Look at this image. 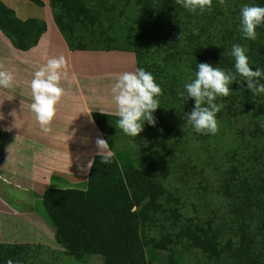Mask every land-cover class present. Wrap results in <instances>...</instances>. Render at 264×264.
Listing matches in <instances>:
<instances>
[{
    "label": "trees",
    "instance_id": "1",
    "mask_svg": "<svg viewBox=\"0 0 264 264\" xmlns=\"http://www.w3.org/2000/svg\"><path fill=\"white\" fill-rule=\"evenodd\" d=\"M43 7L41 0H28ZM264 7V0H249ZM54 21L71 51H122L135 55L136 69L151 73L163 94L153 116L137 136V153L144 168L115 151L124 132L119 117L94 113L96 126L114 150L112 162L95 155L86 190L47 189L43 207L55 229L61 254L76 264L98 258L100 264H180L178 255L192 252L208 259L197 264H264V161L254 158L247 167L231 166L220 183L219 194L232 206L237 240L223 243L225 232L210 222L185 217L182 200L162 181V163L179 150L186 131L184 117L194 106L178 96L189 74L200 63H209L235 74L234 58L224 56L215 44L194 33L175 0H50ZM47 31L44 21L21 20L0 0V32L21 51L36 47ZM183 32L182 39L180 36ZM247 53L250 66L264 69V24L256 29ZM229 87L233 98L253 117L264 114L262 94L253 95L239 74ZM260 83H264L261 78ZM218 96L216 103L220 104ZM225 98V97H224ZM222 98V99H224ZM221 129L228 127L217 113ZM261 238V240L259 239ZM38 247L0 243V264L39 262ZM164 254L162 263L148 253Z\"/></svg>",
    "mask_w": 264,
    "mask_h": 264
},
{
    "label": "crops",
    "instance_id": "2",
    "mask_svg": "<svg viewBox=\"0 0 264 264\" xmlns=\"http://www.w3.org/2000/svg\"><path fill=\"white\" fill-rule=\"evenodd\" d=\"M41 1L44 6H37L34 14L26 17L18 11L17 3L21 4V0H10V5L3 1L21 20L36 18L47 25L38 45L29 51L16 49L0 33L1 41L9 44L21 64L8 70L16 78L11 87L15 94L8 92L6 110L0 107V140L6 141L0 143V221L6 220L15 231L17 224L22 229L31 221L28 217L34 195L38 197V203L33 202L36 207L43 205L42 197L47 189H87L90 170L81 171V168H87L94 159L97 138L104 139L92 114L118 117L111 88L120 74L136 71L135 55L130 52L71 51L54 21L50 0ZM59 55L67 60V74L61 81L65 95L56 106V115L48 126L50 130L45 132L30 108V85L34 72L47 58ZM110 151L114 153L111 148ZM10 204L16 208H10ZM39 212L43 218L45 211ZM41 222L45 225L46 219ZM47 229L52 233L51 228ZM37 233L0 237V243L22 245L33 238L37 243L52 244L41 235V229Z\"/></svg>",
    "mask_w": 264,
    "mask_h": 264
},
{
    "label": "rangeland",
    "instance_id": "3",
    "mask_svg": "<svg viewBox=\"0 0 264 264\" xmlns=\"http://www.w3.org/2000/svg\"><path fill=\"white\" fill-rule=\"evenodd\" d=\"M10 5V0H3ZM22 2L24 4H22ZM4 3V4H5ZM18 4L20 16H31L36 5L28 0H21ZM249 5V0H212V7L205 8L203 11L197 9L190 11L181 8L184 22L191 25L189 30L194 33L205 31L202 38L215 44L222 53L230 50L232 45L240 44L246 49V55L250 50L251 40L243 36L241 31V8ZM9 7V6H8ZM1 36L6 37L2 32ZM0 36V70H11V68L21 67L19 61L12 54V50L5 41H1ZM195 74L191 72L184 84L192 82ZM14 92L13 88L0 87V107L6 110L5 100L7 94ZM15 94V92H14ZM262 102L264 104V93ZM221 96L218 100L223 104L221 109L222 117L228 124L223 130L218 125L216 134H201L190 127L182 140L179 142V150L176 156L169 161L162 163L161 172L162 181L182 200V207L185 217L197 222H212L214 226L224 230L223 243L228 240H237L238 225L232 221L233 212L230 203L220 194L221 179L225 172L231 166H240L243 162L247 167L252 166L255 157L264 161V114L259 117H253L245 112L243 106L233 98ZM188 102L193 100L187 99ZM21 116V115H20ZM33 127V123L31 124ZM85 139V138H83ZM137 138L131 137L125 133L119 136L118 146L115 151L123 154L125 160H132L137 168H144L137 153ZM6 141L0 140V143ZM35 195L31 200V211L26 227L21 229V225H16L17 229H11V224L7 225L6 220L0 221V237H9L30 235L42 230L41 235L51 241L48 243H37L33 238L23 246L38 247L40 251L39 262L45 264H76L70 258L61 254L62 248L55 241L54 227L49 220L43 207L39 205L34 207L33 202L37 201ZM16 208L10 204V208ZM44 213L46 219L45 225L41 222L43 218L39 217ZM19 214L23 211H17ZM26 213V212H23ZM39 221H38V220ZM36 220V221H35ZM20 224V223H19ZM39 228V229H38ZM51 228L52 233L47 229ZM38 234V233H37ZM29 238V237H26ZM261 240V238H259ZM18 245V244H17ZM148 259L154 263L164 261L163 253H148ZM180 264L208 263V259L202 255L192 252H186L178 255ZM83 264H100L98 258L88 259ZM216 264V263H213Z\"/></svg>",
    "mask_w": 264,
    "mask_h": 264
},
{
    "label": "clouds",
    "instance_id": "4",
    "mask_svg": "<svg viewBox=\"0 0 264 264\" xmlns=\"http://www.w3.org/2000/svg\"><path fill=\"white\" fill-rule=\"evenodd\" d=\"M224 0H220L223 3ZM190 11L212 7V0H175ZM241 31L245 38L255 40L256 29L264 24V7L259 5H244L241 8ZM183 32L180 36L182 39ZM224 56L234 58L235 74L243 77L240 81L247 83V89L253 95L264 93V69L250 66L246 49L240 44L232 45L230 50L223 53ZM195 77L190 83L184 85L183 91H178V96L185 101L193 98L195 106L184 119L186 125H191L195 132L201 134H216L218 132L217 113L223 108V104H217L218 96L227 97L231 93L230 85L236 81V75L231 71H225L218 66L209 63H200ZM67 74V60L63 55L47 58V61L33 74L31 81L32 103L31 111L41 128L47 132L49 125L56 115V106L65 95V88L61 81ZM16 83V78L11 71L0 70V87L10 88ZM112 99L116 105L119 117L117 127L131 137H137L144 130L145 122L155 126L156 119L153 113L160 108L157 97L163 94L162 88L156 83L154 76L142 68L134 72H124L117 78L111 88ZM96 155L100 162L110 164L112 152L105 139L97 138ZM94 160L89 161L88 171L92 168ZM6 264H18L13 260H7Z\"/></svg>",
    "mask_w": 264,
    "mask_h": 264
}]
</instances>
